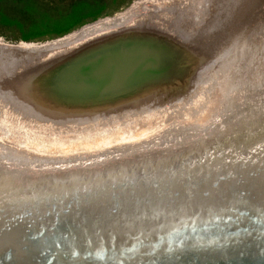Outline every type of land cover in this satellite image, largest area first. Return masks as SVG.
I'll use <instances>...</instances> for the list:
<instances>
[{
  "label": "bare ground",
  "instance_id": "6f19581e",
  "mask_svg": "<svg viewBox=\"0 0 264 264\" xmlns=\"http://www.w3.org/2000/svg\"><path fill=\"white\" fill-rule=\"evenodd\" d=\"M226 5H223L224 11ZM140 7L131 11L128 18L136 16ZM230 18V24L217 38L226 44L220 69L208 75L200 102L180 108L187 115L185 121L190 123L178 124L170 131L175 135L187 132L186 136L165 142V148L154 147L146 153L152 156L144 160L131 162L135 157L120 158L125 152L118 153L113 155L121 160L116 162V168L91 171L88 176L74 175L67 181L48 182L45 187L37 185L24 190L18 179L22 167L9 159L7 164L0 162V264H231L238 257L236 248L244 241L242 228L259 232L260 227L256 221L235 224L237 217L233 214L239 213L250 197H257L258 190H262L259 198H264V176H261L264 175V166H261L264 81L260 78L264 41L258 40L264 24V0H242ZM221 20H226L225 15L218 16L215 22L221 24ZM118 21L113 22L118 24ZM88 30L43 47L0 43V68L34 70L48 62L47 55L51 58V54L84 36ZM242 40L249 41L244 59L235 65L226 63V57L237 51L231 46H239ZM49 62L38 66L39 70ZM32 79L15 81L10 91H6L12 95L9 102L16 107L13 111L21 110L30 126L41 118L53 120L62 114L71 118L96 107L106 108L115 101L134 100L125 104L126 113L141 104L136 106L138 100L130 97L135 94L132 80L123 81L104 96L93 93L95 90L87 93L84 104L57 106L37 96L30 84ZM55 84L61 88L70 86L61 81ZM212 96L214 108L211 109H216L213 113L207 111ZM246 103L249 108L245 110ZM195 127L198 129L185 131ZM1 146L0 153H9L10 160L16 161V151ZM160 152L164 157L158 156ZM136 162L139 163L132 165ZM257 168L261 169L258 173ZM235 194L240 196L237 206ZM23 201H26L24 206ZM256 204L257 216L261 215L263 220L264 205ZM38 212L41 215L36 218ZM26 215H30L28 220L33 228L26 225V220L21 222ZM41 223L46 227L41 228ZM34 226L40 232L34 233L30 242L26 233L33 232ZM243 246L248 247L249 242L246 240ZM249 249L254 251L245 252L249 256L242 264H260L264 235Z\"/></svg>",
  "mask_w": 264,
  "mask_h": 264
},
{
  "label": "rangeland",
  "instance_id": "374dc122",
  "mask_svg": "<svg viewBox=\"0 0 264 264\" xmlns=\"http://www.w3.org/2000/svg\"><path fill=\"white\" fill-rule=\"evenodd\" d=\"M241 1L0 0V43L8 46L53 45L89 29L84 36L51 54V58L47 55L48 62L51 60L44 70L49 71L48 82L40 84L35 77L30 83L37 96L57 106L84 104L87 93L95 90L93 93L104 96L123 81L132 80L135 94L129 96L138 100L136 106L141 103L129 113L123 108L134 101L130 99L115 101L106 108L95 106L85 111L87 114L71 118L68 114L53 120L41 118L30 126L21 110L14 112L16 107L9 102L12 95L6 92L15 81L21 82L27 71L24 67L9 70L4 66L0 68V146L16 151L19 157L16 155L13 162L9 153H0L4 159L0 162L7 164L9 159L22 167L18 175L21 183L45 187L48 182L67 181L74 175L88 176L91 171L116 168V162L121 160L114 154L125 152L119 157H135L131 162L144 160L152 156L147 151L165 148V142L186 136L187 132L175 135L170 131L173 126L190 123L180 108L200 102L208 75L220 69L226 44L217 38L230 24V16ZM140 5L137 15L128 18ZM221 14L226 20L216 23ZM108 22L113 23L111 27ZM245 32L247 37L250 30ZM242 41L239 46H231L237 51L226 57V63L235 65L244 59L249 41ZM261 70L264 81L263 62ZM58 77L70 86L57 87ZM212 97L207 111L212 110ZM80 111L77 112L83 113ZM195 129L198 128L185 131ZM18 149L23 153L19 154ZM158 156L162 158L164 153Z\"/></svg>",
  "mask_w": 264,
  "mask_h": 264
},
{
  "label": "water",
  "instance_id": "95a60500",
  "mask_svg": "<svg viewBox=\"0 0 264 264\" xmlns=\"http://www.w3.org/2000/svg\"><path fill=\"white\" fill-rule=\"evenodd\" d=\"M263 28H262V31H261V36H259L258 37V40H260V41H264V24H263V26H262ZM247 53H249V51L247 52ZM262 62L264 63V56H263V58L261 59V64H262ZM43 65H45V63H42V64H40V65H38V66H43ZM38 66L37 67H35L34 68V70H31V69H26V71H27V73H26V71H25V73H26V77L25 76H23V80H25V79H27L28 80V78L29 77H31V78H35V79H38L39 80V83L40 84H44L45 85V83L46 82H48V79H49V75L50 74H48V72L49 71H44L46 68H43V69H40L39 70V68H38ZM44 72V73H43ZM31 74H33V75H31ZM35 74V75H34ZM40 74H43V75H40ZM40 75V76H39ZM41 76H44L45 78H42ZM58 80H59V82H60V80H61V77H58ZM257 86V85H256ZM39 91V90H38ZM38 93V92H37ZM259 166V165H258ZM261 166H264V161H263V163L261 164ZM260 166V167H261ZM259 167V168H260ZM258 169V168H257ZM256 169V170H257ZM260 170L261 169H258V171H257V173L258 172H260ZM261 176H264L263 174L261 175ZM20 183V182H19ZM23 183V182H22ZM21 183V184H22ZM23 186H24V188H33L34 187V184L32 185V183H29V184H27V183H23L22 184ZM36 185V184H35ZM261 192H262V190L260 189V190H258V192H257V197H254V196H252V197H250L251 199H250V201H249V199L247 200V202L244 204V208H242L240 211H239V213H237V214H235L234 212L235 211H233V210H230V212L231 213H234L233 214V217L234 216H236L237 218L233 221V223H235V224H242L243 222H245V220H247V221H250V222H253V221H256V223L259 225V232H257V231H255V232H252V231H250V230H247V229H244V228H242L243 230H242V232H243V234H244V241L242 242V244L241 245H239L236 249H237V253L239 252V255H238V259L237 258H234L230 263L231 264H234L235 262H237V264H242V262L244 261V259L245 258H247L248 256H249V253H252L253 251H251L250 252V250H252V249H249L250 248V245L254 242V241H256L257 239H261L262 238V235H264V233L263 234H261L262 232H264V219L262 220V218H260L261 217V215L258 217L257 216V213H259V212H257V208H258V204H256V203H258V202H262V204L264 205V198H263V196L262 197H260L259 198V194H261ZM263 193H264V190H263ZM234 197L236 198V199H234V205L235 206H237V201H238V199L240 198V196H238V195H234ZM29 200V199H28ZM241 202V200H239V203ZM21 204H23L22 206H24L25 204H26V201H23ZM20 204V205H21ZM21 206V207H22ZM246 206V207H245ZM17 207L18 206H16L15 207V210L17 209ZM236 210V209H235ZM241 211H243L242 213H240ZM41 215V213L40 212H38V216L36 217V218H38L39 216ZM29 216L30 215H26L24 218H23V220H21V222L23 223V221H25L26 220V222H27V224L26 225H30V228H33L32 226H31V223H29V222H31V221H29L28 220V218H29ZM232 217V218H233ZM231 218V219H232ZM32 220H34L33 218H32ZM41 222V221H40ZM231 223V222H230ZM38 224H40L39 222H38ZM40 226H42V223H41V225ZM233 226V225H232ZM43 227H46L45 225L44 226H42L41 228H43ZM25 230H29V228H25ZM32 231L33 232H31L30 231V233H26V234H28V238H30V237H33V235H34V233H36V232H40L39 230H36L35 229V226H34V229H32ZM221 231V230H220ZM224 233V232H223ZM225 234V233H224ZM226 238H227V235H226ZM246 240L249 242V246L247 247V246H243V243L244 242H246ZM30 242H32L31 241V238H30ZM227 242H228V240H227ZM226 242V243H227ZM236 244V243H235ZM240 249V250H239ZM246 251H249V253H247V254H245V252ZM245 254V255H244ZM259 255H260V257H261V259H260V264H264V250L262 251V253H259ZM236 257V256H235ZM237 260H240V261H237ZM222 264H224V262L222 263ZM226 264H227V262H226Z\"/></svg>",
  "mask_w": 264,
  "mask_h": 264
}]
</instances>
